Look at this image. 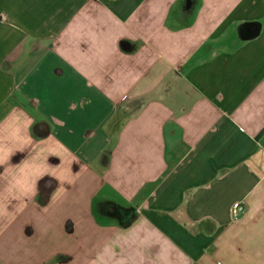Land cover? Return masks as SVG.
Returning <instances> with one entry per match:
<instances>
[{"label":"crops","instance_id":"0c3cea01","mask_svg":"<svg viewBox=\"0 0 264 264\" xmlns=\"http://www.w3.org/2000/svg\"><path fill=\"white\" fill-rule=\"evenodd\" d=\"M0 264H264V0H0Z\"/></svg>","mask_w":264,"mask_h":264},{"label":"built area","instance_id":"2783aa9c","mask_svg":"<svg viewBox=\"0 0 264 264\" xmlns=\"http://www.w3.org/2000/svg\"><path fill=\"white\" fill-rule=\"evenodd\" d=\"M246 209L247 207L244 201H236L235 203H233L230 210L231 218L233 220H238L241 215L245 213Z\"/></svg>","mask_w":264,"mask_h":264}]
</instances>
